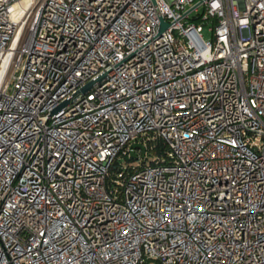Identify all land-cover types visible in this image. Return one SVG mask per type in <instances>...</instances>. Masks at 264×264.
Here are the masks:
<instances>
[{
    "label": "built area",
    "instance_id": "2783aa9c",
    "mask_svg": "<svg viewBox=\"0 0 264 264\" xmlns=\"http://www.w3.org/2000/svg\"><path fill=\"white\" fill-rule=\"evenodd\" d=\"M0 264H264V0H0Z\"/></svg>",
    "mask_w": 264,
    "mask_h": 264
},
{
    "label": "water",
    "instance_id": "95a60500",
    "mask_svg": "<svg viewBox=\"0 0 264 264\" xmlns=\"http://www.w3.org/2000/svg\"><path fill=\"white\" fill-rule=\"evenodd\" d=\"M166 26H167V23H166L163 19H161V27H160L159 33H160L163 29H165ZM102 77H103V76L99 77V78L96 79V80H92V81L88 82L85 86H83L79 91H77V92L74 94V96H73L72 99H74L75 97H77L79 94L88 91L93 85H95L96 83H98V82L102 79ZM72 99H70V100H66L62 105H65L66 103H68V102L71 101Z\"/></svg>",
    "mask_w": 264,
    "mask_h": 264
},
{
    "label": "rangeland",
    "instance_id": "374dc122",
    "mask_svg": "<svg viewBox=\"0 0 264 264\" xmlns=\"http://www.w3.org/2000/svg\"><path fill=\"white\" fill-rule=\"evenodd\" d=\"M198 25L200 26V31L203 34L204 38L211 39L212 32L210 31V23L201 24V21L199 20Z\"/></svg>",
    "mask_w": 264,
    "mask_h": 264
}]
</instances>
